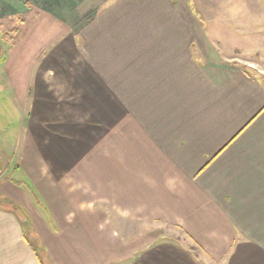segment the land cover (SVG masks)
I'll list each match as a JSON object with an SVG mask.
<instances>
[{
  "label": "crops",
  "instance_id": "1",
  "mask_svg": "<svg viewBox=\"0 0 264 264\" xmlns=\"http://www.w3.org/2000/svg\"><path fill=\"white\" fill-rule=\"evenodd\" d=\"M204 1L84 0L3 78L25 123L5 128L0 264H264V87Z\"/></svg>",
  "mask_w": 264,
  "mask_h": 264
},
{
  "label": "rangeland",
  "instance_id": "2",
  "mask_svg": "<svg viewBox=\"0 0 264 264\" xmlns=\"http://www.w3.org/2000/svg\"><path fill=\"white\" fill-rule=\"evenodd\" d=\"M200 9L206 25L216 30V38L222 39L228 62L264 86V0H205ZM94 10L84 0H0V109L5 121L0 128L2 177H14L12 171L18 170L20 161V147L16 146L19 133L10 138L5 128L25 123L20 122L15 112L22 110L21 103L14 100L19 111L14 108L12 112L9 107L11 92L9 86L5 88L3 78L11 74L22 81L28 75L26 66L30 56L36 55L38 39H47L53 31H77ZM13 29L18 32L12 36L13 48H10L5 46L8 42L4 35ZM39 29L44 31V36L38 34ZM22 43L32 47L23 52Z\"/></svg>",
  "mask_w": 264,
  "mask_h": 264
},
{
  "label": "trees",
  "instance_id": "3",
  "mask_svg": "<svg viewBox=\"0 0 264 264\" xmlns=\"http://www.w3.org/2000/svg\"><path fill=\"white\" fill-rule=\"evenodd\" d=\"M18 32V30L17 29H13L12 31H10V32H7L5 35H4V40H5V38L7 39V41L8 42H12V36L13 35H15L16 33ZM246 72V71H245ZM247 73V72H246ZM248 74V73H247ZM263 86V85H262ZM264 87V86H263ZM1 157V156H0ZM2 160L0 159V171H2L3 169V166H2ZM17 168V167H16ZM27 234H29L30 233V230H29V227L27 228ZM31 243V242H30ZM32 244V246L34 247V249H37L36 248V246H35V244L34 243H31Z\"/></svg>",
  "mask_w": 264,
  "mask_h": 264
}]
</instances>
